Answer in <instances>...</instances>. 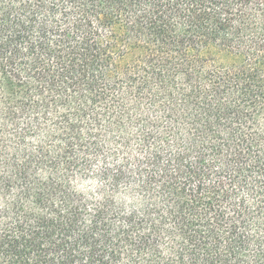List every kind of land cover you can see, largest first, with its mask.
<instances>
[{
    "label": "trees",
    "instance_id": "obj_1",
    "mask_svg": "<svg viewBox=\"0 0 264 264\" xmlns=\"http://www.w3.org/2000/svg\"><path fill=\"white\" fill-rule=\"evenodd\" d=\"M0 264H264V0H0Z\"/></svg>",
    "mask_w": 264,
    "mask_h": 264
}]
</instances>
